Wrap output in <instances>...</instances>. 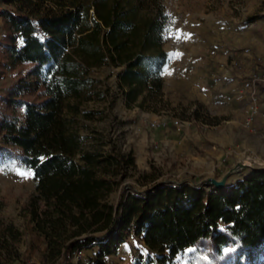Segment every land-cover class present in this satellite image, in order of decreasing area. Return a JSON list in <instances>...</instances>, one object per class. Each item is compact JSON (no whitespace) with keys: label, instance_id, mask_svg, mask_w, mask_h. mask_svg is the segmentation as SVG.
Segmentation results:
<instances>
[{"label":"trees","instance_id":"16d2710c","mask_svg":"<svg viewBox=\"0 0 264 264\" xmlns=\"http://www.w3.org/2000/svg\"><path fill=\"white\" fill-rule=\"evenodd\" d=\"M4 1L0 71L26 70L0 95V156L32 171L35 193L22 215L46 250L60 254L57 264H72L74 250L106 239L94 263L105 264L129 231L157 264L188 248L207 258L202 264H264V168L223 189L158 186L142 197L119 194L114 204L107 195L131 158L82 147L78 118L95 95L91 70L121 67L128 109L162 95V8L148 12L129 0Z\"/></svg>","mask_w":264,"mask_h":264},{"label":"rangeland","instance_id":"374dc122","mask_svg":"<svg viewBox=\"0 0 264 264\" xmlns=\"http://www.w3.org/2000/svg\"><path fill=\"white\" fill-rule=\"evenodd\" d=\"M129 1L141 2L148 12L157 7L164 11L167 59L160 72L162 95L149 98L143 108L124 105L120 66L89 72L96 81L95 95L81 107L86 116L78 118L82 147L119 153L133 162L118 174L109 203L115 204L119 194L123 200L142 197L161 185L204 188L199 184L226 175L227 188L264 168V121L257 116L245 125L252 98L264 113V0ZM5 7L10 6L0 0V10ZM3 34L0 19V38ZM25 70L0 71V95ZM163 120L167 127L179 120L187 123L182 126H199V136L182 139L179 133L163 144L160 129L150 126ZM28 171L32 173L16 158L0 156V264H57L60 254L46 250L22 215L35 193L33 173L27 178L18 174ZM105 241L82 248L72 264H94L101 253L98 244ZM113 245L105 264H145L148 258L157 264L132 231ZM203 259L188 248L168 264H202Z\"/></svg>","mask_w":264,"mask_h":264},{"label":"built area","instance_id":"2783aa9c","mask_svg":"<svg viewBox=\"0 0 264 264\" xmlns=\"http://www.w3.org/2000/svg\"><path fill=\"white\" fill-rule=\"evenodd\" d=\"M260 116L263 121H264V113L260 112L258 109V101H256L255 98H252L249 102V106H248V110H247V118L245 120V125L248 127L249 125H251V123L253 122V120L257 117ZM174 126L177 128V130H179L180 127H182V125L187 124L186 122L179 120V121H173ZM167 125V121L163 120L161 122H151L150 126L152 128H163ZM82 252V249H76L74 250V252L71 255V262L75 263V260H77L79 258V254Z\"/></svg>","mask_w":264,"mask_h":264},{"label":"crops","instance_id":"0c3cea01","mask_svg":"<svg viewBox=\"0 0 264 264\" xmlns=\"http://www.w3.org/2000/svg\"><path fill=\"white\" fill-rule=\"evenodd\" d=\"M199 126H196L195 129L192 127H186V126H182L179 128V130H177L176 127L174 126H170V127H163V128H156V129H160V133L158 134V139L160 141H163V144L166 143V141H164V138H177V135L180 133L182 134V139H186L188 137H198L199 136V130L198 129Z\"/></svg>","mask_w":264,"mask_h":264},{"label":"water","instance_id":"95a60500","mask_svg":"<svg viewBox=\"0 0 264 264\" xmlns=\"http://www.w3.org/2000/svg\"><path fill=\"white\" fill-rule=\"evenodd\" d=\"M242 166H244V165H242ZM226 182H227V175L224 176L222 178V180H215L213 178L212 179H207L206 181L200 183L199 186L204 187V188L213 186L216 189H223V188L226 187ZM165 186H168V185H161L159 187L164 188Z\"/></svg>","mask_w":264,"mask_h":264},{"label":"snow or ice","instance_id":"6c2138e0","mask_svg":"<svg viewBox=\"0 0 264 264\" xmlns=\"http://www.w3.org/2000/svg\"><path fill=\"white\" fill-rule=\"evenodd\" d=\"M18 174L24 176V178H27V177L30 176L32 173H31L30 171H28V172H20V173H18Z\"/></svg>","mask_w":264,"mask_h":264},{"label":"bare ground","instance_id":"6f19581e","mask_svg":"<svg viewBox=\"0 0 264 264\" xmlns=\"http://www.w3.org/2000/svg\"><path fill=\"white\" fill-rule=\"evenodd\" d=\"M244 163H246V161H244Z\"/></svg>","mask_w":264,"mask_h":264}]
</instances>
